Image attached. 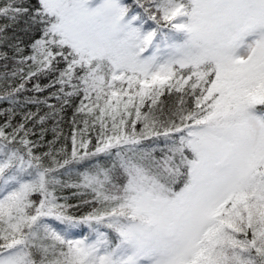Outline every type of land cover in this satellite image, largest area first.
Wrapping results in <instances>:
<instances>
[{
    "label": "snow or ice",
    "instance_id": "obj_1",
    "mask_svg": "<svg viewBox=\"0 0 264 264\" xmlns=\"http://www.w3.org/2000/svg\"><path fill=\"white\" fill-rule=\"evenodd\" d=\"M0 264H264V0H0Z\"/></svg>",
    "mask_w": 264,
    "mask_h": 264
}]
</instances>
